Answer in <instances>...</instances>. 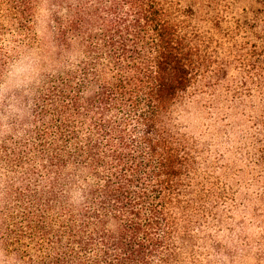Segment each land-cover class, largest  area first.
<instances>
[{
	"label": "trees",
	"instance_id": "16d2710c",
	"mask_svg": "<svg viewBox=\"0 0 264 264\" xmlns=\"http://www.w3.org/2000/svg\"><path fill=\"white\" fill-rule=\"evenodd\" d=\"M64 2L86 56L43 76L21 130L0 135V248L22 264H213L233 257L223 235L244 242L240 208L264 245V20L217 0ZM32 4L0 0V38L37 51L51 38ZM250 84L254 132L240 123ZM194 104L221 145L188 133Z\"/></svg>",
	"mask_w": 264,
	"mask_h": 264
},
{
	"label": "clouds",
	"instance_id": "9594fccd",
	"mask_svg": "<svg viewBox=\"0 0 264 264\" xmlns=\"http://www.w3.org/2000/svg\"><path fill=\"white\" fill-rule=\"evenodd\" d=\"M70 9V3L64 0H33V32L38 30L42 37L51 38L47 43L42 41L43 46L37 51L19 43L15 35L0 38V54L8 56L0 80V135L21 130L31 115L43 76L73 70L85 59L81 39L68 32L73 19ZM58 33L63 39H56ZM83 187L77 184L71 191L73 203L83 200ZM0 264H22V261L14 251L0 248Z\"/></svg>",
	"mask_w": 264,
	"mask_h": 264
},
{
	"label": "rangeland",
	"instance_id": "374dc122",
	"mask_svg": "<svg viewBox=\"0 0 264 264\" xmlns=\"http://www.w3.org/2000/svg\"><path fill=\"white\" fill-rule=\"evenodd\" d=\"M224 7L222 8L223 14L227 18H240L245 21H262L264 20V0H217ZM247 89V88H246ZM246 93V100L242 106V118L241 126L243 130L255 131L257 126V118L260 115V104L256 93L253 91L252 84L248 86ZM183 124L187 127V131L193 137L197 139L216 143V146L221 145L220 142L226 140H216L214 137V129L209 128V116L207 112L200 106L194 104L187 109ZM210 129V130H209ZM235 144H241L242 141L250 143L255 140H229ZM246 212L242 209H238L234 214V225L236 228L240 224L246 225L245 233H243L241 241L237 237L225 234L220 239L224 246H227L230 251L233 250V257L213 258V264H264V245L260 246V230L258 226L249 220L245 219ZM250 240V242H248ZM243 242V243H242ZM237 249V251H236Z\"/></svg>",
	"mask_w": 264,
	"mask_h": 264
}]
</instances>
